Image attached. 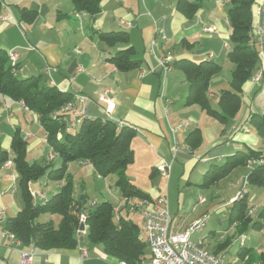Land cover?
Instances as JSON below:
<instances>
[{"label": "crops", "instance_id": "0c3cea01", "mask_svg": "<svg viewBox=\"0 0 264 264\" xmlns=\"http://www.w3.org/2000/svg\"><path fill=\"white\" fill-rule=\"evenodd\" d=\"M1 1L0 47L6 51H17V77L41 75L43 83L69 93L72 99L76 95L86 97L82 103L74 102V110L84 119H110L118 127L126 125L134 129L135 134L130 142L134 161L126 170L149 178V183L143 190L133 181H128L145 192L148 201L159 196L166 197L172 232L183 231L191 221L207 215L216 207L224 212L228 223L227 232L234 233L217 237L216 231L210 227L208 233L202 228L190 236L192 242H201L208 251L223 255L233 243L231 237L237 235L234 244H238L239 249L264 252V245H258L257 239L248 245L245 238L244 244L239 245V226L231 224L228 219L233 201L211 194L208 202L202 194L203 190L199 189L195 193L193 187H219L218 182L210 186L202 185L204 174L212 165L224 163L228 156L238 151L264 150V140L248 120L250 115L264 112V59L259 53V61L253 72L262 71L261 80L254 82L250 78L242 86L240 110L224 124L198 105L185 104L188 85L182 72L173 65L179 59L200 62L210 55L209 59L221 66L220 71L211 78L208 90L212 107L217 106L220 92L229 88L233 70V65L226 57L229 47L226 0H202L192 18H186L176 9L177 0H101V10L93 17L74 11L70 0ZM12 7L19 10L17 22ZM31 7L37 8L33 21L27 23L20 20V9ZM253 12L255 24L264 31V0H255ZM121 22L130 23V26ZM18 23H25L27 27L19 30ZM10 24L16 27V38L8 32ZM116 31L126 33V43L108 45L99 37V33ZM158 34H163L165 40L158 38ZM262 45L264 47V40ZM128 46L133 47L131 58L139 60V66L129 71H119L108 59ZM166 51L172 54L173 62L171 70L164 74L156 58L163 56ZM47 67L54 70L46 74ZM103 92L111 102L109 115L106 112L107 105L99 101V95ZM68 117L74 118L72 112L68 113ZM183 122L187 125L180 126ZM194 129L199 131L201 141L197 148L190 149L186 138ZM15 131L26 143V159L29 163H52L53 168L60 164L57 154L46 141V133L39 123L38 115L25 110L21 102L0 94V150L7 152L6 161L0 165V264H19L21 252L29 249V244L12 242L4 230L5 219L14 216L22 208L14 164L5 166L13 157L10 144ZM50 155H53L52 160L49 159ZM162 159L170 164L167 177L156 171ZM240 168L248 170L249 167ZM193 173L196 175L191 178ZM65 174L72 178L74 184L78 180L81 182L78 187L80 193H73L75 199L81 196L86 198L82 184L84 178L95 174L105 181L110 176H98L91 164L83 160L69 162ZM44 179L39 183H30L29 189L32 193L42 192L48 199L58 192L63 180L56 181L47 176ZM242 181L239 179L238 183ZM101 193L105 195L103 201L112 203L115 208L119 206L121 215L125 213L123 209H129L130 202L140 201L137 198L125 201L117 188L113 190L109 184L104 185ZM87 202L88 199L86 206ZM249 208L254 209L253 206ZM130 215L127 212L124 216L129 219ZM49 219L57 222L56 215L40 216L41 221ZM85 230L86 227L80 234L82 240L75 248H34L33 264H121L106 255L100 245L88 244ZM81 247L88 249L86 258L80 256ZM237 262V255H234L230 263Z\"/></svg>", "mask_w": 264, "mask_h": 264}, {"label": "trees", "instance_id": "16d2710c", "mask_svg": "<svg viewBox=\"0 0 264 264\" xmlns=\"http://www.w3.org/2000/svg\"><path fill=\"white\" fill-rule=\"evenodd\" d=\"M74 11L95 16L101 10V0H70ZM202 0H177L175 7L186 18H192ZM226 15L229 25L227 59L233 65L229 88L220 92L217 106L212 107L208 98L211 78L220 71L221 66L206 58L200 62L179 59L173 62L184 75L188 90L186 105H198L208 115L220 123H228L241 107L242 86L251 78L258 64L259 50L254 43L253 29L255 18L253 6L255 0H226ZM2 1L0 0V6ZM37 14V8H21L20 20L30 23ZM99 37L108 45L127 42L123 31L99 33ZM134 49L128 46L118 50L108 60L119 71H129L139 66V60L132 59ZM19 66L13 69L9 65L8 51L0 47V94L21 102L29 111L38 115L39 123L46 133V141L57 154L60 164L53 168L52 163L45 165L26 159V143L18 131H15L10 149L12 163L17 174V189L22 208L14 216L4 221V230L21 244H32L41 250L72 249L80 243L79 215L85 213L86 239L90 245H100L102 251L124 264H142L149 261L147 243L140 237L141 228L132 219L120 212L108 201H102L94 207L86 206L84 196L73 197L72 178L65 174L69 162L83 160L91 164L95 173L104 178L115 175V187L125 201L131 198L148 199V195L126 178L127 167L133 163L134 154L130 142L135 134L130 126L118 125L110 119H83L75 131H64L59 119L52 117L54 111L72 100V95L58 90L54 85L42 82L41 75L18 78ZM249 123L264 140V112L252 114ZM201 141L197 129L189 132L186 138L190 149H195ZM7 159V152L0 150V165ZM249 167L245 178L246 187L264 188V150L236 152L228 156L224 163L212 165L204 174L203 186H210L240 166ZM47 176L52 180H63L57 193L41 202H34L29 185ZM249 206L245 195L232 202L228 212L231 224L239 226L243 233L247 228L264 229V204L256 218L248 215ZM57 216V222L49 219L41 221L40 216ZM240 233V234H241ZM215 253V252H213ZM237 264H264V252H254L243 248L237 252Z\"/></svg>", "mask_w": 264, "mask_h": 264}, {"label": "built area", "instance_id": "2783aa9c", "mask_svg": "<svg viewBox=\"0 0 264 264\" xmlns=\"http://www.w3.org/2000/svg\"><path fill=\"white\" fill-rule=\"evenodd\" d=\"M3 4H1V7ZM121 24L130 26V23ZM254 33V43L258 46L259 53L264 59V33L262 28L259 25L255 24L253 29ZM158 38L161 40H165V36L163 34H158ZM32 48V47H30ZM208 58H211L209 55ZM8 60L9 65L14 69L18 64V54L15 49H10L8 51ZM157 64L160 67L161 71L166 74L172 68L173 56L169 51H166L163 56L156 58ZM54 69L46 68L45 73L49 74L50 71ZM153 71V70H152ZM262 78V71H258L253 73L251 76V80L254 82H259ZM86 97L81 95H76L66 104L61 106L58 110L54 111L52 117L55 119H59L64 125V131L69 132L74 128L78 127V125L82 122L84 117L78 114L74 110V102L75 100L78 102H84ZM99 101L105 103L106 112L110 114L111 102L109 97L105 92L99 95ZM72 112L74 118L68 117V113ZM186 126L187 123L183 122L180 126ZM26 137H24L25 139ZM49 159H53V155L49 156ZM255 164L254 160L248 161V167L253 166ZM12 161L8 160L5 163V166H11ZM156 171L167 177L170 171V164L165 160H161L159 165L156 167ZM246 186V181H245ZM245 188L243 191L235 195L232 201L237 199H241L245 195ZM33 201L41 202L45 200L44 194L42 192H31ZM96 205L95 201H89L88 207L92 208ZM140 209V215L142 217V231L145 235V241L148 246V250L150 253L149 261L142 264H225L223 255L219 253H213L204 248L201 242L194 243L191 241L190 236L193 233L199 232L205 225L208 216L202 215L193 221H191L183 231L181 232H172L171 231V217L167 208V200L166 197L159 196L156 197L152 201L140 200L138 203L133 204L131 210ZM116 218L118 213V207L115 209ZM254 209L251 208L248 210V214H252ZM2 212L0 211V215ZM79 221H85V213L82 212L79 215ZM262 236L264 238V230L262 232ZM10 240L15 242L12 235H9ZM245 237L241 235L239 237V245L242 246L244 244ZM88 255V249L86 247L80 248V256L82 258H86ZM34 261V246L29 244V249L21 252V259L19 264H33ZM121 264H124L121 262Z\"/></svg>", "mask_w": 264, "mask_h": 264}, {"label": "rangeland", "instance_id": "374dc122", "mask_svg": "<svg viewBox=\"0 0 264 264\" xmlns=\"http://www.w3.org/2000/svg\"><path fill=\"white\" fill-rule=\"evenodd\" d=\"M36 1L38 2L41 0H36ZM27 4H29V3H27ZM12 11H14V13H15L16 22H17V20H18L17 16L19 15V10L15 7H12ZM19 25H20V27L17 26V28L19 30L27 27V24H25V23H20ZM9 29L10 30L8 32H9V34H11V37L16 38V36H15L16 27L14 25L10 24ZM22 107L25 110H27V108L23 104H22ZM75 130L76 129L74 128L73 131H75ZM128 167H130V166H128ZM132 169H134V168H132ZM232 171L218 181L219 187L211 186L208 188H200V186H193L195 188V193H197V191L199 189H202L203 190L202 194H203L204 198L208 200V202L210 201L209 195H211V194L212 195L218 194L220 198H223L224 200H227V201L228 200L232 201L234 199L235 195H237L238 193L243 191L245 188V192L247 193V195H245L246 204L248 206L254 207V213L250 214V215L248 214V215L251 218H253V217L255 218L257 216V214L260 212V210L262 209L263 204H264V188H262V187H250V186L246 187L245 186V178L249 172V168H248V170L247 169L244 170V169L239 167L236 169L235 172H232ZM127 172H125L127 179L133 181L134 184L141 186L143 188V190H146L147 185L149 183L148 182L149 178H146V177L144 178L141 174L132 173V171H129L128 173ZM238 173H241V175H239ZM193 174H192L191 178H193V176L196 175V174H194V175ZM114 178H115V175H110L107 178V180L104 181L103 179L96 177L95 174H91V176H89L88 179L84 178L82 184L84 186V193L86 194V199H88L89 201H96L99 203L101 201H103V199L105 198V195L103 193H101V190L105 184H109L112 187V189L115 190L116 187H115ZM239 179H243V181L241 183H238ZM44 180H45L44 177H42V178L38 179L36 182L39 183V182H42ZM80 185H81L80 180H78V182H75V184L73 183V193L75 195L80 193V189L78 188ZM201 201H203V199ZM135 203H138V202L132 201L129 204L128 210L123 209V210H125L124 215H127V212H128V214H131L130 218L134 219L135 222L138 224V226L141 228L140 237L145 240V235L142 231V219H140V216H139L140 209L131 210V207H133V204H135ZM87 207H88V205H87ZM119 212H120V210L118 209V213ZM207 215H208V219L205 223V226L202 229V230H204L205 233H208L209 227L211 229H213L214 231H216L217 237L219 235H222V236L230 235L231 236L234 233V232L231 233V231H229V230L227 232L226 229L228 227V223H227V219L225 218L224 212L222 210H218L216 207H214L209 211V213ZM84 229H85V227H84ZM263 230L264 229H255V228L249 227L243 233L239 232V230H238V234L241 233L240 236L242 234L244 235V237L247 239L246 244L249 245V244H251V241L253 239H257V241H258L257 244L262 247L264 245V244H262V242H264V240L262 241ZM236 236L237 235H235V237L234 236L231 237V242H233V243H231L229 251L227 253L223 254V259H224L225 264H231L230 263L231 259L234 257V255H237L239 246H238V244H234Z\"/></svg>", "mask_w": 264, "mask_h": 264}, {"label": "water", "instance_id": "95a60500", "mask_svg": "<svg viewBox=\"0 0 264 264\" xmlns=\"http://www.w3.org/2000/svg\"><path fill=\"white\" fill-rule=\"evenodd\" d=\"M84 227H85V224H84V222H81L80 224H79V231L80 232H83L84 231ZM82 240V236H80V241Z\"/></svg>", "mask_w": 264, "mask_h": 264}]
</instances>
